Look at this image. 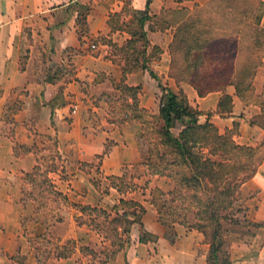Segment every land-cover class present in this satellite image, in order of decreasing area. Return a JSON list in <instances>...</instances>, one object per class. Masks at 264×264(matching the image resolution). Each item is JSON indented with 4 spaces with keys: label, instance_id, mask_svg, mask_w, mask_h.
Masks as SVG:
<instances>
[{
    "label": "crops",
    "instance_id": "obj_1",
    "mask_svg": "<svg viewBox=\"0 0 264 264\" xmlns=\"http://www.w3.org/2000/svg\"><path fill=\"white\" fill-rule=\"evenodd\" d=\"M212 1L0 0V264H89L93 255L84 249L112 251L110 240L76 217L82 215L81 204L110 210L108 203L114 194L124 196L117 188L95 187L89 178L95 159L101 158L99 170L104 175H119L127 164L148 158L141 121L111 122L103 106L106 103L100 99L121 97L118 86L122 81L141 87L139 105L155 115L163 94L161 84L166 93L179 94L182 89L189 103L201 111L200 123L212 122L221 133L236 129L234 139L240 145L263 143L264 82L262 87L256 85L259 78L264 81L260 71L253 82L260 102L247 104L235 88L200 95L193 85L173 76V25L151 29L146 24L150 44L143 48L148 53L150 46H156L162 52L151 67L126 76L122 57L95 41L109 33H126L122 42L113 41L121 47L131 38L126 30L112 32L107 23L111 13L126 5L170 20L175 11L189 15ZM258 26L264 29V7ZM262 62L260 69L264 53ZM224 94L232 97L230 112L219 111ZM127 101L132 103L131 96ZM50 143L61 165L49 171V177L69 205L52 199L47 211V205L36 197L32 174L38 166L44 168ZM84 163V167L90 165L89 171L81 168ZM65 174L70 176L64 178ZM239 193L245 218L259 226L249 242L232 244L231 264H264V159L256 173L240 185ZM143 204L142 226H132L130 243L106 264H208L210 249L203 233L177 226L178 238L171 242L152 204ZM69 240L76 241L73 254L59 257L57 246Z\"/></svg>",
    "mask_w": 264,
    "mask_h": 264
},
{
    "label": "trees",
    "instance_id": "obj_2",
    "mask_svg": "<svg viewBox=\"0 0 264 264\" xmlns=\"http://www.w3.org/2000/svg\"><path fill=\"white\" fill-rule=\"evenodd\" d=\"M218 1L223 6H228L226 4L233 0H213L209 5L215 4ZM201 10L198 13L195 12L189 15L183 14L181 10L175 11L174 16L169 21L157 15H150L146 10H133L128 5L124 6L120 12L111 13L107 21L111 31L126 30L131 35V38L123 46L117 47L120 51L125 52L122 56V60L125 61V65L123 66L124 76L128 73L147 68L149 55L143 46H149L150 42L147 39L145 26L149 24V28L153 29L152 21L158 20L162 22L157 28L165 29L170 25H173L175 28L174 40L170 45V51L173 55L172 73L174 68V52H181L184 60V70L191 76L190 83L197 89L200 95L211 91L225 90L227 84H233L237 94L247 104L259 103L260 101L256 99L258 96L254 94L255 87L253 80L257 68L263 66L264 41H261L260 38L264 37V29H259V26L256 28L252 24L248 25L251 30L256 31V45L262 49V54L256 63H252L249 59L233 63L234 59L227 56L230 51L236 50L239 44L236 42L234 45L229 46L226 39H221V45H228L226 47L227 55L220 59V62L225 64L223 68L219 63L218 65H214L215 63L209 57L213 55L221 57L222 51L219 50V45L217 46L216 44L219 38H215L214 36L205 37V32L199 31L198 27L204 26V18H208V16H203ZM127 17L130 19L127 28L126 25L120 28L119 20ZM221 17L223 18L224 16L221 15ZM132 25L135 27L129 29V26ZM151 47L159 53L162 52L159 47ZM217 48L219 51L216 50ZM244 49L246 48H242V51ZM252 53L254 52L252 51ZM208 60L211 63L207 69H213L214 71L212 75L204 76L201 73V69ZM236 67V78L234 80L229 79V75ZM150 72L152 76L158 78L153 69H150ZM173 76L181 81V78L175 73H173ZM70 78L71 76L68 79ZM210 81L213 84L208 83ZM118 88L122 92L121 97L125 99L126 106L135 110L130 115L131 118H136L144 124L150 123L146 117L154 120H163L164 125L158 131L160 136L159 142L164 150L173 156V159L170 162L167 161L164 155H161L159 152L160 146L157 147L156 145L150 148V154L151 156L158 157L159 161L156 164L151 162L147 166L150 168L152 174L168 176L175 181L176 186H180L174 187L171 192L177 196L173 198V203L176 200L183 202L190 200L192 201L191 205L197 208V217L203 223L197 224L195 227L200 231L207 229L211 231L212 240L210 242L208 264H231V256L225 251L226 238L223 221L224 219L226 220V217L222 216L221 211L231 206L233 200L236 198V194L239 192L240 185L256 173L258 166L264 159V154L259 160L256 159L257 163H254V167L246 175H241L237 171L232 173L231 167L236 164L239 156H244L245 154L254 156L258 151L264 150V141L256 147L240 145L234 139L237 133L236 129H230L225 133H221L212 122L200 123L199 116L201 115V111L189 103L187 96L183 92L176 94L169 91L167 96L165 95L161 101L159 114L153 115L150 111L139 105L141 87H131L122 81ZM161 89L163 92L166 90L162 84ZM128 96H131L132 103H128ZM166 97H168L167 100H165ZM231 109L232 97L229 94H224L219 104V111L230 112ZM110 120L111 122L119 121L118 119ZM175 127L181 128L178 135H175L172 131ZM195 147H197V150ZM208 148L209 150L206 151ZM54 159L57 160L55 155H49L45 161L52 162ZM54 169L51 168L49 171ZM49 171L47 172V168L43 169L40 166L35 169L32 174V180L36 191L39 189L38 194L46 200L47 192L58 194L61 204L68 206L69 202L67 198L61 196L55 190L49 177ZM128 189L132 190L136 189V187H129ZM118 190L123 192L120 188ZM120 202L123 205L125 204L123 212L120 211L119 205L112 208L115 210L114 213L103 207L82 204L78 206L82 215L77 216L76 221L80 224L93 226L105 239L111 241L113 249L105 253L106 259L101 262L102 264H106L109 258L114 257L118 251L130 243L129 232L135 223L142 226L141 217L145 208L133 199L126 200L122 198ZM126 205L130 206L126 207ZM133 206L139 207V212L126 210ZM179 208L182 209V203L181 205L173 206L172 211L175 212ZM158 212L161 216L163 209L159 208ZM160 218V222L166 228L165 236L171 242H174L178 238L175 224H186L185 218L172 222ZM249 223L253 227L259 226L258 223L250 221ZM42 241L44 244L48 242L45 237L42 238ZM75 247V240H69L61 247L57 246L58 256L69 257L73 254ZM85 250L92 255L96 254L92 249L86 248ZM222 252L225 253L223 257L220 256L219 258V253Z\"/></svg>",
    "mask_w": 264,
    "mask_h": 264
},
{
    "label": "rangeland",
    "instance_id": "obj_3",
    "mask_svg": "<svg viewBox=\"0 0 264 264\" xmlns=\"http://www.w3.org/2000/svg\"><path fill=\"white\" fill-rule=\"evenodd\" d=\"M226 5L228 6H223L222 3L219 1L215 4L211 5H206L202 10L197 9L195 12L198 13L201 10V13L203 16H208V18H204V26L198 27L199 31L205 32V37L208 36H214L215 38H219L218 42L216 43L217 46L219 45V50H221V57H218L216 55L209 56L212 59V62L215 63L214 65L221 64L224 68L225 64L220 62V59L224 56L227 55V50L226 47L234 45L236 42H238V47L236 50L230 51L227 57L234 59L233 63L237 62L238 63L243 60L249 59L252 63H256L259 61V57L262 54V49L256 45L257 40H256V31L251 30L250 27H248L249 24H252L257 28L258 23H259V18L260 15L263 11V4L261 0H233L230 3H227ZM220 7V8H219ZM221 15L224 17L222 18ZM110 17V16H109ZM171 19V18H170ZM206 19V20H205ZM210 19V20H209ZM129 17L127 18H121L119 20V25L120 28H123L124 25H127L129 23ZM169 21V20H168ZM162 21L154 20L152 21L153 27H157L161 24ZM124 23V24H123ZM129 29H133L135 26H129ZM261 27H259L260 29ZM122 31V30H121ZM124 31V30H123ZM117 32V31H116ZM258 33V32H257ZM128 34L126 33H109L103 36H100L99 38L95 39L97 41L96 43H101L102 45L105 44L107 45L108 52L110 51L114 54H116L118 57H122L125 52L120 51L117 47L114 46V40L117 41L119 40L122 42L125 37H127ZM204 36V35H203ZM221 39H226L228 42V45L220 44ZM261 41H264V37L260 38ZM250 46V47H249ZM242 48H246L242 51ZM217 51L218 48L216 49ZM252 51L254 53H252ZM148 66H152V61L157 60L159 57V52L157 50H154L151 46L149 47V52H148ZM182 53L181 52H174V68H173V73H175L177 76L181 78V81L185 83H190L191 76L186 73V70H184V60L182 58ZM263 56V54H262ZM121 59V58H120ZM122 60V59H121ZM124 63L125 61L122 60ZM211 63V62H210ZM209 60L202 66L201 73L202 75H212L213 74V69H207L208 65H210ZM68 69H73V68H68ZM237 67L233 70V72L229 75V79L234 80L236 78V70ZM258 71H260L259 76L261 77L264 75V67L261 69L257 68L255 77H254V84L256 81V76L258 74ZM162 81V80H161ZM163 82V81H162ZM215 82V81H214ZM262 78H259V81L256 85H259L262 87ZM213 84L212 81L208 82ZM121 85V83H120ZM264 86V85H263ZM255 87V86H254ZM260 87V88H261ZM166 88V87H165ZM233 89L235 86L233 84H227L225 87L226 89ZM167 89V88H166ZM236 89V88H235ZM263 91V89H262ZM180 92H183L185 95L186 93L181 89ZM179 92V93H180ZM248 92V91H247ZM182 93V94H183ZM167 96V93L164 91L162 97L159 101L161 104V101L163 100L164 96ZM187 96V95H186ZM94 98V97H93ZM100 99L104 100L106 105H103L106 107L107 114H109V119H118L122 120H130L132 119L130 115L135 112L133 108H129L126 106L125 99L122 97H119L118 99H113L111 96H102ZM99 99V100H100ZM168 97L165 98L167 100ZM257 100H260L258 97L256 98ZM109 109V110H108ZM151 113V112H150ZM153 114V113H151ZM155 115V114H153ZM158 115V114H156ZM111 117V118H110ZM150 123L144 124L142 123V132H141V138L142 142L145 144L147 147L148 151V158L144 162L140 163H129L123 170V172L119 175H104L103 172L99 170L100 168V163H101V158L95 159V163H93L92 168H94V172L89 175L90 180L92 183L95 185V187H113L117 189H121L124 193L123 197H119L118 193L114 194V199L111 198L110 202L112 205L108 203V206L110 208L109 211H112L113 213L115 212L114 205H119L121 208L120 211L123 212L125 208V204H121L120 200L123 199H133L135 201H138L139 204H141L144 207L143 203H151L153 208L156 210V214L158 217L159 223L163 226V224L160 222L159 218L161 217L163 220H169L170 222L172 221H177L179 219L185 218L186 224H175V231L178 234L177 231V226H182L183 230L185 231H199L201 234L203 233L204 240L203 242L208 243V247L210 249V242L212 240L211 238V231L210 230H205V231H200L198 230L195 225L201 224L203 222H200V220L197 217V208L192 204V201L190 200H185L180 201L176 200L173 203V198L177 197L176 194L173 195L171 192L173 191L174 187H180L176 186L175 181L168 177L165 176L161 178L158 175L156 178L154 175L151 173L150 168L147 166L149 163H154L159 161L158 157H155L154 155L151 156L150 154V148L155 147L157 145L159 147V152L161 155H164L165 159L167 161H172L173 156L164 150V148L160 144V136L158 134V131L162 128L164 125L163 120H154L152 118L146 117ZM136 119V118H135ZM138 120V119H137ZM139 121V120H138ZM181 128L175 127L172 129L173 133L175 135H178L180 133ZM111 145L110 140L106 144L105 149H109ZM53 143L49 144V147L47 146V155H55V151L53 150ZM197 150V147H195ZM209 148L206 150L208 151ZM264 154V150H261L260 152L258 151L256 155L251 156L250 154H245L244 156H239L238 161L236 162L235 165L231 167L232 173L234 171H237L241 175H246L250 173V170L254 167V163L259 160L260 157H262ZM150 158V159H149ZM48 159V158H47ZM257 159V160H256ZM257 163V162H256ZM61 165L60 161L53 160L52 162L50 161H44L43 166L47 168V172L49 169H58L60 168L59 166ZM85 163L82 165L81 168H86L85 170L89 171V164H87L86 167H84ZM170 166V165H169ZM170 168V167H169ZM177 169L176 167H174ZM171 168V169H174ZM230 170V169H229ZM231 173V176H232ZM70 174H65L64 178H68ZM67 182V181H66ZM68 184V182H67ZM55 184H53L54 186ZM129 187H136V189H128ZM240 188V187H239ZM108 189V188H107ZM39 190V189H38ZM36 191V197L38 200L43 202V205H47V211L49 210V204L51 205L53 202L49 201L52 199H55L56 201H60V198L58 197V194H50L46 193L47 200L43 197H41L38 192ZM107 190H105L106 192ZM110 192V191H108ZM45 196V197H46ZM115 196L116 199H115ZM240 198L241 194L238 192L236 194V198L233 200L232 204L228 209L222 210V216L225 218L223 221L224 225V234L226 238V245H225V251L231 256V246L232 244L235 243H240V242H249L250 238L254 232L255 227H253L252 224L249 223V220L245 218V210L240 203ZM114 200V201H113ZM50 202V203H49ZM56 203V202H55ZM182 203V209H177V211L173 212L172 208L175 205H181ZM57 205V204H54ZM113 206V207H112ZM130 205H126L128 207ZM112 207V208H111ZM159 208L163 209L162 215H159ZM127 211L133 212V211H138L139 212V207L133 206L131 208H127ZM160 218V219H161ZM164 229V234L166 232L165 226H163ZM147 236V235H146ZM40 244V240H38ZM201 242V243H203ZM44 245V244H43ZM87 251L84 249V252ZM96 254H93V257L91 258L89 264H102L106 258L105 253L100 247L98 250H94ZM98 251V252H97ZM102 252V253H101ZM85 253H88L85 252ZM225 252L219 253V258L220 256L223 257ZM209 256V253H208ZM96 259V263L94 262V259ZM208 261V259H207Z\"/></svg>",
    "mask_w": 264,
    "mask_h": 264
}]
</instances>
